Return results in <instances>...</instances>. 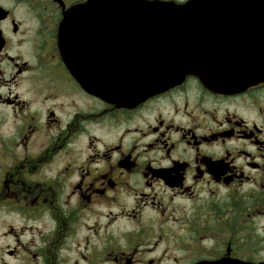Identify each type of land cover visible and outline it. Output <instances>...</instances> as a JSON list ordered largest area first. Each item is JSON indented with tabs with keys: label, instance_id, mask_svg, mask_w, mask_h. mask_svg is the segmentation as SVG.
<instances>
[{
	"label": "flooded vegetation",
	"instance_id": "flooded-vegetation-1",
	"mask_svg": "<svg viewBox=\"0 0 264 264\" xmlns=\"http://www.w3.org/2000/svg\"><path fill=\"white\" fill-rule=\"evenodd\" d=\"M87 1L0 0V264L264 261V81L115 107L60 42Z\"/></svg>",
	"mask_w": 264,
	"mask_h": 264
},
{
	"label": "water",
	"instance_id": "water-1",
	"mask_svg": "<svg viewBox=\"0 0 264 264\" xmlns=\"http://www.w3.org/2000/svg\"><path fill=\"white\" fill-rule=\"evenodd\" d=\"M91 19L104 28L93 29ZM86 40L103 57H86ZM60 41H69L83 88L117 107L137 105L187 76L216 93L238 92L264 80V0H89L65 13Z\"/></svg>",
	"mask_w": 264,
	"mask_h": 264
},
{
	"label": "rangeland",
	"instance_id": "rangeland-1",
	"mask_svg": "<svg viewBox=\"0 0 264 264\" xmlns=\"http://www.w3.org/2000/svg\"><path fill=\"white\" fill-rule=\"evenodd\" d=\"M259 227H264V224L261 223V225H259ZM263 245H264V240H263Z\"/></svg>",
	"mask_w": 264,
	"mask_h": 264
}]
</instances>
